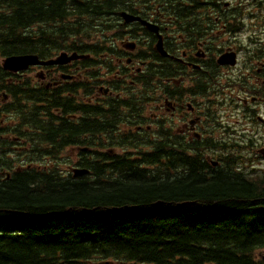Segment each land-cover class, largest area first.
Segmentation results:
<instances>
[{"label":"flooded vegetation","instance_id":"af4514ba","mask_svg":"<svg viewBox=\"0 0 264 264\" xmlns=\"http://www.w3.org/2000/svg\"><path fill=\"white\" fill-rule=\"evenodd\" d=\"M173 1L193 11L191 27L170 28L143 11L160 31L125 24L117 33L93 31L90 43L65 31L59 53L79 59L0 76V184L19 170L35 172L40 147L78 162L97 160L99 148L125 146L130 160V149L162 144L176 161L196 147L222 146L255 149L264 160V0ZM100 44L108 49L101 57ZM206 163L209 175V155Z\"/></svg>","mask_w":264,"mask_h":264},{"label":"trees","instance_id":"16d2710c","mask_svg":"<svg viewBox=\"0 0 264 264\" xmlns=\"http://www.w3.org/2000/svg\"><path fill=\"white\" fill-rule=\"evenodd\" d=\"M125 8L126 0H1L0 54L46 47L23 32L37 22L53 38ZM173 152L155 148L146 170L105 152L85 159L84 176L25 172L0 184V264H264V179L208 175L201 154L176 161Z\"/></svg>","mask_w":264,"mask_h":264},{"label":"rangeland","instance_id":"374dc122","mask_svg":"<svg viewBox=\"0 0 264 264\" xmlns=\"http://www.w3.org/2000/svg\"><path fill=\"white\" fill-rule=\"evenodd\" d=\"M130 1H136V0H130ZM139 1V0H137ZM162 2H160V0H152L151 4H144V3H136L135 5H131L133 7H136V9H140L141 12L143 11H147V13H155V15H157V12H160L161 15H163V13L165 14H172L174 13V10L172 8H170V6L168 4L165 3L166 0H162ZM161 4H164L167 9L164 10L162 9V7H159V5ZM146 8H149V10H146ZM162 17V16H161ZM162 21L164 23V25H169L170 28H173V25L170 26V24H168L167 22L170 21V18H168L166 15L163 16L162 18ZM115 21L116 22H120L121 20L116 17L115 18ZM176 28V26H174ZM131 28H134V26H132ZM108 52L107 49H100L99 51V55H102L104 53ZM115 69V68H114ZM114 69H111L110 72L109 71H103L105 72L107 75L111 76L113 75L114 73ZM236 152L235 150L232 148V149H228V148H215V149H211L209 150L208 152L210 154H213L215 156V158H219V155H229L231 153V150L234 151L235 153L238 154L239 156V153H243L247 158H250V159H256L254 156H255V152L256 150L253 149V150H249V149H242V148H236ZM74 156L71 157V159H73ZM257 164H255L256 166H252L250 161L249 160H246V162H238V163H235L232 168H236L237 170H243L245 173H251V172H257V173H263L264 172V161L262 162H259V161H256ZM226 167L225 164H222V167L221 168H224ZM227 167L231 168V163H228L227 164ZM255 168V170H253Z\"/></svg>","mask_w":264,"mask_h":264},{"label":"water","instance_id":"95a60500","mask_svg":"<svg viewBox=\"0 0 264 264\" xmlns=\"http://www.w3.org/2000/svg\"><path fill=\"white\" fill-rule=\"evenodd\" d=\"M122 15L127 21L139 19V17L131 16L127 14L126 12H123ZM148 25L153 29H157V27L152 24H148ZM35 61H38V60H37V57L34 55L10 56L6 59L4 67L6 69H15V70L22 69V68L27 67L29 64L34 63ZM87 172H89L87 168H76L75 176L83 175ZM183 204H192V203L191 202L180 203L179 206H182Z\"/></svg>","mask_w":264,"mask_h":264}]
</instances>
